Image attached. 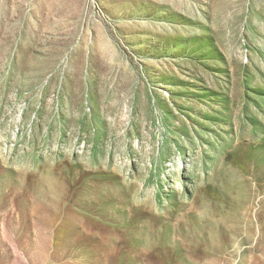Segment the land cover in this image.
<instances>
[{
	"label": "rangeland",
	"instance_id": "374dc122",
	"mask_svg": "<svg viewBox=\"0 0 264 264\" xmlns=\"http://www.w3.org/2000/svg\"><path fill=\"white\" fill-rule=\"evenodd\" d=\"M0 264H264V0H0Z\"/></svg>",
	"mask_w": 264,
	"mask_h": 264
}]
</instances>
